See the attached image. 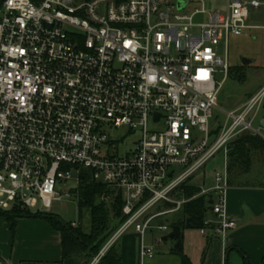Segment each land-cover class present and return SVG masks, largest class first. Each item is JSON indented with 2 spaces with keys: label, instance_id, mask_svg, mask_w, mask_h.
<instances>
[{
  "label": "built area",
  "instance_id": "1",
  "mask_svg": "<svg viewBox=\"0 0 264 264\" xmlns=\"http://www.w3.org/2000/svg\"><path fill=\"white\" fill-rule=\"evenodd\" d=\"M261 9L263 0H231L214 12L206 0H5L0 209L32 213L41 204L34 214L45 213L61 187L74 182L72 192L87 172L114 194L102 202L120 196L126 217L94 264L131 230L142 258H152L144 237L153 223L198 197L211 208L199 232L225 240L237 228L228 213L230 152L246 134L264 139V87L228 114L217 136L214 111L230 76L229 41ZM135 133L138 142L121 155ZM218 154L223 169L186 199L181 185ZM165 204L173 207L160 210Z\"/></svg>",
  "mask_w": 264,
  "mask_h": 264
},
{
  "label": "crops",
  "instance_id": "2",
  "mask_svg": "<svg viewBox=\"0 0 264 264\" xmlns=\"http://www.w3.org/2000/svg\"><path fill=\"white\" fill-rule=\"evenodd\" d=\"M227 6L228 4L221 11H226ZM248 26L250 28L246 31L256 27L250 24ZM254 156L262 159L264 152L254 151L251 154V161ZM251 165L252 163L248 169H235L238 171L233 169L230 173L228 213L237 223V228L229 232L225 240L204 236L199 230L183 232L182 254L189 264H244L242 254L250 263L262 264L264 260V175L261 183H247L245 178L252 172ZM214 174L207 184H212ZM203 185H206L205 181L200 186ZM3 219H0V264H94L93 261L89 263L82 257L63 260L61 234L50 224L29 220L36 218H21L17 220V226L13 231L11 224L5 218ZM72 224L78 225L76 222ZM171 235L172 233H169L163 239L148 243L154 250L152 258H142V240L135 232L127 233L115 246L123 264H183L182 258L173 253L177 242L167 239ZM145 240L144 237V244ZM169 240L174 242L172 246H169ZM157 248L161 250L158 253Z\"/></svg>",
  "mask_w": 264,
  "mask_h": 264
},
{
  "label": "trees",
  "instance_id": "3",
  "mask_svg": "<svg viewBox=\"0 0 264 264\" xmlns=\"http://www.w3.org/2000/svg\"><path fill=\"white\" fill-rule=\"evenodd\" d=\"M4 1L0 0V9ZM238 76L245 80V76L242 73L238 70L234 71L233 77L236 79ZM219 131L220 125L213 127L212 136H217ZM254 151L264 152V139L249 134L240 137L230 152L229 173L236 166L240 167L241 170L248 169L251 163V154ZM82 179L83 182L77 189L72 191V194L77 199L80 217L82 218L84 213L89 214V232L83 229L80 222L74 227L72 223H65L59 218L48 214H34L21 208L14 209L12 212H4L0 209V217L5 218L11 224L13 231L17 226V220L21 218L47 220L61 234L63 260L82 257L90 263L94 261L112 235L126 221V217L122 214L123 202L119 195L115 198L113 197L110 203L102 202L100 198L104 194L111 195V191L104 185L92 181L90 173H84ZM186 184L180 188L186 199H191L200 193L199 187ZM177 198L180 199L181 197L177 195ZM172 207L170 204H165L160 210ZM210 209L206 198L198 197L184 204L178 212L180 217L170 224L169 229L172 230L171 233L174 235L173 241L177 242L173 253L182 258L183 264H189V261L182 254L183 232L185 230H200L204 228L205 220L210 215ZM169 238L167 237V239ZM242 256L244 257V264H252L244 254ZM98 264H123L116 246L111 247ZM262 264H264V260Z\"/></svg>",
  "mask_w": 264,
  "mask_h": 264
},
{
  "label": "rangeland",
  "instance_id": "4",
  "mask_svg": "<svg viewBox=\"0 0 264 264\" xmlns=\"http://www.w3.org/2000/svg\"><path fill=\"white\" fill-rule=\"evenodd\" d=\"M228 1L229 0H206L207 9L210 12L221 11V9L228 4ZM249 24L256 27L253 30L245 31L239 38L231 37L229 41L227 59L230 66V76L225 82L218 97V106L214 111V127L224 125L229 113L242 107L250 97L258 93L262 87H264V10L256 12L251 10L250 18L248 20V25ZM220 50V56L225 58V46L221 45ZM245 61L250 62V64L244 65ZM236 70L245 76V80L241 79V76H238L236 79L233 77V72ZM263 114L264 112H261L259 119H261ZM158 129L162 130L163 126L161 125ZM125 133H127L126 130L114 132V134L119 137L124 136ZM138 139L139 133L129 134L125 142L119 146L120 154L126 155L127 152L134 148ZM251 163L252 172L245 178V180L247 183L251 184L261 183L264 175V158L259 159L254 156L252 157ZM222 169L223 156L222 154H218L199 173H197L194 177H191L187 181V184H185L188 186L199 187L205 181L208 186L209 184L207 183H209L214 172L221 171ZM233 169V171H238L235 169H240V167L236 166ZM183 185L184 184L181 186ZM73 188H75L74 182H70L65 187H61V189H59V196L52 202L51 208L45 211V214L59 218L65 223L80 222L83 229L86 232H89V214L84 213L82 218L80 217L77 199L71 192V189ZM41 208L42 205L39 204L36 210H32V213H35ZM179 215V213H176L156 220L153 223V232L151 233V231H149L145 235V245L150 247L148 243H152L153 240L163 239L165 236L169 235V233L172 232L171 229L168 232H162L158 229V227L164 225L170 228V224L179 218ZM0 219L3 218L0 217ZM29 220L41 222L47 225L49 224L45 219L36 218ZM130 233H134V230H131L128 234ZM154 242L155 241H153V243ZM168 244L169 246H172L174 242L169 240ZM160 251L161 250L157 248L156 252L158 253Z\"/></svg>",
  "mask_w": 264,
  "mask_h": 264
},
{
  "label": "water",
  "instance_id": "5",
  "mask_svg": "<svg viewBox=\"0 0 264 264\" xmlns=\"http://www.w3.org/2000/svg\"><path fill=\"white\" fill-rule=\"evenodd\" d=\"M185 6V3H180L179 4V9H182L183 7ZM250 64V62H248V61H245V63H244V65H249ZM212 203V202H211ZM174 238V235H171L170 236V239H173Z\"/></svg>",
  "mask_w": 264,
  "mask_h": 264
}]
</instances>
